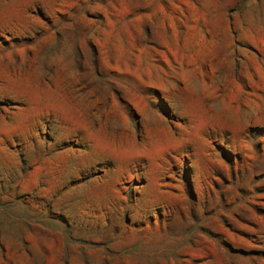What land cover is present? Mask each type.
I'll list each match as a JSON object with an SVG mask.
<instances>
[{"label":"rangeland","instance_id":"obj_1","mask_svg":"<svg viewBox=\"0 0 264 264\" xmlns=\"http://www.w3.org/2000/svg\"><path fill=\"white\" fill-rule=\"evenodd\" d=\"M0 264H264V0H0Z\"/></svg>","mask_w":264,"mask_h":264}]
</instances>
